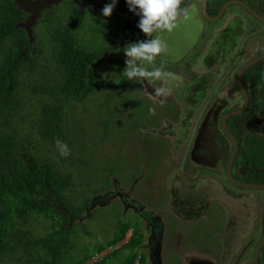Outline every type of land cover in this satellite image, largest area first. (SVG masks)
<instances>
[{
    "label": "rangeland",
    "instance_id": "obj_1",
    "mask_svg": "<svg viewBox=\"0 0 264 264\" xmlns=\"http://www.w3.org/2000/svg\"><path fill=\"white\" fill-rule=\"evenodd\" d=\"M107 3L109 2L93 0L84 4L90 6L81 7L73 2L79 10L74 19L73 31L83 47L90 50L106 46L105 37L102 36L106 35V32H110L109 44L117 42L116 46H123L134 40L135 36L136 39L144 38L137 28L139 17L129 11L125 0L118 1L110 17H102L101 10ZM51 6L53 5L40 9L37 21L31 26L32 33L36 35L34 41H37L35 44L37 47L40 43L43 44V48L50 45L46 35H50L53 26L47 23L46 25L40 20L43 16L45 17L43 12ZM227 11L229 13L226 16L215 22L205 21L197 12L194 16L189 14L188 19L182 15L178 18L177 27L173 31L163 30L160 31L163 34L153 33L151 38L159 37L165 42L166 48L160 55L164 60L173 62L183 56L189 48H193L200 37L209 39L210 36V39L214 41L210 45L209 52H215L217 39L221 38L213 33L222 32L224 36L227 30L229 33L225 41L226 61L235 59L239 49H242L245 51L240 60L244 62L253 53L251 51L256 50V46L251 42L248 48L244 45L247 37L251 41H256L250 37L251 32L245 28L248 19L255 21V18L248 16L246 11L236 5L228 7ZM101 19L107 22L102 25ZM60 22L64 23L65 20L61 18ZM119 26V34L117 32L118 35L114 36L113 33ZM260 26L263 25L260 24ZM260 28L262 35L264 27ZM98 29L104 30L99 32ZM206 31L213 33H206ZM125 35L129 36V40L121 44ZM262 43L264 40L258 41V44ZM112 49L105 51L100 58L101 65L96 89L83 101L69 100L65 106L64 116L70 128V134L80 135L68 146L70 149L68 156L61 155L56 142L43 139L38 131L32 128L31 120L36 119L39 104L46 100V96L33 94L27 87L19 94L26 104L29 101L32 104L30 107H25L23 111H33L21 124L27 132L23 145L27 149L21 156L22 162L35 165L39 160L52 159L59 169L73 171V197L80 201L87 197L91 199L82 217L76 220L71 239H68L70 248L64 251L65 257L62 264L91 254V258L82 261L81 264H111V261L116 262L122 257L125 258L131 250L120 249L112 256L111 261L99 262L100 259H95L97 257L95 248L97 244L107 241L116 234L121 225H129L137 232L141 230V225H147L149 228L151 218L160 215L162 208L169 207L165 211L167 217L171 216L187 223L190 215L187 216L184 211L181 216H177L176 208L181 207L177 203L172 205L169 199L171 191H175L172 187L178 183L176 178L185 182V178L173 169V163H177L180 167L185 159L194 165L210 166L205 173L211 175L205 173L202 175L207 177L201 185L203 189L193 188L204 190V196L199 198H203L213 212L210 222L201 230V235H206L208 239L204 236L196 239L198 233L194 232L191 233L192 242H196L197 245L192 243L188 245L183 242L189 236L184 232L189 231H176L175 235L162 234L165 249H171L177 260L183 261L181 264H192V262L193 264H250L254 248L264 232V191L238 188L224 179L231 145L222 135L219 121L222 111L229 108L238 109L242 105L235 83L230 84L228 81L225 86L231 85L228 97H234V100L229 102L221 86L224 80L223 68L218 67L214 62L211 70L215 74L211 73L210 79L215 89H220V96L215 97V101L207 110L203 103L192 106L193 114L200 110L207 112L200 121H192L193 125L189 128L193 130L194 136L189 143H182L178 140L179 136L173 134L170 129L167 130L173 127L177 131H184L186 128L177 117L171 119L166 116L172 110L168 106L177 107V101L171 91L172 80L165 79L161 83V86L169 89L171 93L161 94L165 97L156 98L154 92L159 88V85H156L158 80L149 81L144 78L127 80L123 74L125 59L123 51L112 53ZM3 55L4 49L0 47V58ZM162 60L158 55L155 63ZM39 63V66L26 75L24 71L21 77L46 83L43 64L50 66L52 62H49V58L41 57ZM239 66L232 64V74L236 73ZM148 67L151 70L152 66ZM50 70L54 71L52 65ZM229 78L232 81L234 79L233 75ZM200 102H202L201 98ZM76 123L78 127L72 130ZM204 129H210V131L207 132ZM213 133L217 134L220 141L217 140L215 145L212 140L210 148H207V144L202 142L203 137ZM210 137L213 139V135ZM61 142L64 143V141ZM86 156L91 164L90 169L85 162ZM169 177L170 180L167 183ZM209 185L212 188H207ZM126 192L128 197L125 196ZM197 207L203 209L204 205L199 207L196 204L193 212ZM34 214L14 219L10 229L14 248L8 254H0V264H42L37 252L40 249L33 246L30 241L46 235L49 229L56 226V222L54 221L53 225V221L48 217ZM223 215L227 217L226 222L223 221ZM213 224H218L221 232L210 230L209 227ZM129 231L131 229L126 232L125 239L115 245L116 247L127 239ZM153 232L154 228H152ZM20 233H23L21 239H17ZM155 234L157 233L153 235ZM205 243L210 245H204ZM138 247L134 249L135 252L143 255V249L141 246ZM162 255L164 264L166 259H169L168 263L177 261L174 256L169 258L167 254ZM146 264H148L147 260Z\"/></svg>",
    "mask_w": 264,
    "mask_h": 264
},
{
    "label": "trees",
    "instance_id": "obj_2",
    "mask_svg": "<svg viewBox=\"0 0 264 264\" xmlns=\"http://www.w3.org/2000/svg\"><path fill=\"white\" fill-rule=\"evenodd\" d=\"M225 1L208 0L209 4L215 5L210 13L215 14ZM243 1L264 16V0ZM73 2L60 0L43 12L45 17L40 21L53 26L50 35H46L50 45L43 48L42 43L37 47V41H30L27 30L20 25L27 19L28 13L14 0H0V47L4 49V55L0 58V254H8L14 248L10 234L14 219L35 213L48 217L53 225L56 222V226L49 229L46 235L30 241L40 249L37 252L42 264H62L64 251L70 248L68 239H71L76 220L82 217L91 199L87 197L80 201L73 197V171L59 169L52 159L39 160L35 165L22 162L21 156L27 149L23 146L27 132L21 124L33 111H23L32 104L30 101L26 104L19 94L27 87L33 94L46 96V100L39 104L36 119L31 120L32 128L45 140L64 141L70 146L80 135L70 134L64 116L65 106L69 100L83 101L96 89L100 58L115 46V43L109 44L110 32L102 35L106 46L88 50L80 44L73 31L74 19L79 12ZM236 6L246 11L244 7ZM61 18L65 20L64 23L60 22ZM260 27H264V23L256 18L255 21L248 19L245 23V28L251 32L250 37L257 41L264 40ZM103 30L98 29L99 32ZM32 36L36 38L33 33ZM260 53H252L246 60ZM40 56L49 58L54 70H50L51 65L43 64L46 83L21 77L24 71L26 75L39 66ZM238 61L237 65L243 63L240 59ZM241 80L250 93L248 109L245 115L230 116L226 120L237 142L234 173L241 181L264 183V60L246 69ZM247 116H253L252 122L240 130L238 122ZM75 127H78L77 123L71 129ZM85 162L90 169L87 156ZM130 228L129 225H121L111 238L97 244L96 253L122 241ZM133 231L127 242L106 253L99 262L111 261L112 256L122 249L131 251L125 258L111 261V264H134L138 257V264H146L143 255H138L134 250L139 248L142 240L135 229ZM22 234L17 235V239H21ZM91 256L84 255L66 264H81ZM261 256L260 263L264 261V248Z\"/></svg>",
    "mask_w": 264,
    "mask_h": 264
},
{
    "label": "flooded vegetation",
    "instance_id": "obj_3",
    "mask_svg": "<svg viewBox=\"0 0 264 264\" xmlns=\"http://www.w3.org/2000/svg\"><path fill=\"white\" fill-rule=\"evenodd\" d=\"M74 1L76 2V5L79 4L81 7L90 6L88 4L84 5L85 3L89 2L88 0H74ZM102 1L108 2L110 0H102ZM201 3H202V0H181L180 9H182V10L186 9L189 12V14H191L193 16L197 12L199 14V16H201L203 19H205V21L209 20V19H206L204 17V14H203L202 9H201ZM209 6H211L210 11L208 10ZM214 6H215L214 4H209L208 0H206V10H207V13L211 17L215 16L217 14V12L219 11L218 10L215 14L210 13V12H212V8L214 9ZM228 11L226 12V10H225L224 13L222 14V16L217 21H219L221 18H223L224 15L226 16L229 13ZM182 15H183V12H181L180 16H182ZM212 22H215V21H212ZM212 30H213V28H212ZM116 31L119 34L120 26L118 27V29ZM161 32L158 31L156 33L163 34ZM207 32H211V31H206V33ZM211 33H213V32H211ZM227 33H229V31H227V30H225L224 36L222 35V32L213 33V34H216L218 37L221 38V39H217L218 42H217V47H215V52L214 51L209 52L210 45L213 44L214 40L212 41L210 39V36H209V39L200 37L196 41V43L194 44L193 48H189V50L180 58L174 60L173 62H168L166 59L164 60L162 55L159 54V56L163 60L155 63L156 66L162 65L163 71L168 73V75L166 77H162L160 80H158V83L156 85H159V87H162L161 83L163 80H165V79L172 80L173 88L171 89V91H172V94L175 96L174 97L175 100L177 101L176 102L177 107L168 106L169 108H172V110L166 116L168 118H171V119L177 117V119H179L181 121L182 126H184L186 128H184V131L182 130L183 132L177 131V130L173 129V127L168 128L167 130L170 129L171 131H173V134H175L176 136H179L180 139H178V140H180V142H182V143L183 142L189 143L190 140H192V138L194 136L193 130L189 128L190 126L193 125L192 121H195V122L200 121L205 116L204 114H206V112H207V111L200 110L199 112L193 114V107L192 106H194V104H202L203 103L205 109L207 110V108H209L210 104L215 101V97L220 96V92H219L220 89H218V90L215 89V85L211 83V79H210L211 73L215 74L214 71L211 70V66L214 64V62L218 67L223 68L224 80L221 83V86H223V88H224V92H225V95L227 97L226 100L229 102L234 100L233 99L234 97H232V98L228 97L230 94L229 89L231 88V85H230V87H225L229 81L230 84H231V82H233V84L235 83V86L237 88V92L240 95L239 101H242L241 107L244 104L243 103V101H244L243 95L237 86L236 73L232 74V64L237 65V63L240 62L238 60L240 59V57H242V55H241L242 49H239V53H237V55L235 56L236 57L235 59L233 58L229 62L226 61L225 56H226L227 50L225 47V41H226ZM118 34L116 33L113 35L117 36ZM208 35H209V33H208ZM135 39H136V36L134 37V40ZM127 40H129V36L125 35L121 41V44L126 42ZM249 42H251L252 45L256 46L255 52H261L260 54L264 53V43L258 44L257 40L251 41V39L249 37H247V42L244 44L246 46V48L250 47V46H248ZM116 45H117V42L115 43V46ZM252 52L255 53L253 50L251 51V53ZM231 75H233V77H234L233 81L229 78V77H231ZM225 81H226V84L224 85ZM241 82H242V80H241ZM246 91L248 92V98L250 101V95H249L250 93L247 89H246ZM169 93H171V92H169ZM154 95L156 98L165 97V95L157 96L156 91L154 92ZM200 98H201L202 102H200ZM184 104H186V105L188 104V105L185 106ZM248 105H249V103H248ZM247 109H248V106L243 113L237 114V115H231V116L245 115ZM229 110H232V109L229 108L227 110L222 111L221 117H222L223 113H225L226 111H229ZM171 114H173V116L169 117ZM221 117H220V121H219L220 130H221L224 138L227 139L231 145V142H230L228 135L224 132L223 128L221 127ZM229 117L230 116L226 117L225 121ZM252 118H253V116H250V117L247 116L246 118L239 121L238 124H240V127H239L240 130H243V126L246 125L247 123H251ZM226 126H227V124H226ZM227 128H228V126H227ZM165 130H166V128H165ZM204 130L207 132L210 131V129H204ZM228 130H229V128H228ZM157 132H156V134H157ZM229 132L233 135V133L230 130H229ZM212 135H213V139L210 137ZM212 135L207 134L205 138L203 137L202 142L204 144H207V148H210L212 140H214L213 143L215 145L217 144V140L220 141V138L217 137L216 133H213ZM231 152H232V145H231ZM230 155H231V153H230ZM227 162H228V159H227ZM233 162H234V160H233ZM173 169H176L177 174L180 173L185 178V182L182 181L180 178H176V181L178 183L175 187H172V189L175 191L174 192L171 191L172 194L170 195L169 199H170V201H172V205L177 203L181 207V208H176L177 216H181L182 213L185 211L187 213V216L190 215V217L188 218L187 223L184 222L183 220H179V219L171 217V216L167 217L165 211L169 207H166V208H164V209L162 208L160 210V215H157V216L151 218L149 228L147 227V225L146 226L141 225V230L139 232H137L135 229L136 235L139 236L142 240L140 246L144 251V254H143L144 258L143 259H144L145 263L147 260L148 264H164L163 263L164 256L162 255L163 253L167 254L169 258L174 256L171 249H165V245H164L165 242L162 238V234L175 235L176 231H180V232L189 231V232H184V233L188 234L189 236L186 237L183 244L189 245L190 243H192V245H197L196 242H192L191 233L192 234L194 232H195V234L198 233V236L196 239L200 238V236H204L205 238H207L206 235H203V234L201 235V233H202L201 230L203 229L205 224L210 222V217L213 216V212L211 210V207L209 208V206L205 204V201L203 198H199V197L204 196V194H205L204 190H202L203 188L201 187V185L204 183V181H205L204 179H206L207 177H202V175H203V173H205L207 170L210 169V166L205 165L204 167H202V166L194 165V164L190 163V161L188 159H185L183 164L180 165V167L177 165V163L174 162L173 163ZM226 169H227V164H226ZM205 174L211 175L210 173H205ZM225 174H226V171L224 172V179L227 182V178H226ZM212 176H214V175H212ZM231 176L234 180L241 181L239 176H237L234 173L233 164L231 166ZM169 180H170V177L168 178L167 183L169 182ZM241 182H245V181H241ZM248 183H252V182H248ZM254 183H256V182H254ZM182 185H185L186 187H183ZM194 187H201L202 189L199 188L197 190H194L193 189ZM207 188H212V187H210V185H209ZM175 192H177V193H175ZM125 196L128 197V192H126ZM197 198H199V199H197ZM196 204H198L199 207L201 205H204L203 209L197 207L195 209V212H193ZM158 211H159V209L157 210V212ZM223 217H224L223 221L226 222L227 217H225L224 215H223ZM256 227H258V224H256ZM152 228H154L153 233H152ZM209 228H210V230L221 232L219 230L218 224H213ZM130 229H131V235H132V233L134 232L133 231L134 228L131 227ZM222 232H224V231H222ZM154 233H157L159 235H157V234L153 235ZM263 235H264V232L259 237L258 243L256 244V246L254 248V252L252 254V259H251L250 264H253V256L255 253V249L259 245V242L262 239ZM182 239H184L183 236H182ZM167 242L168 241H166V243ZM204 245H210V243H205ZM175 246H177V244H175ZM263 248H264V243L262 244V246L260 248L257 264L260 263L259 259L262 258L261 250ZM140 258H142V257H140ZM178 259H179V257H178ZM168 260L169 259L165 260V264H178V263L181 264L183 262V261L180 262L181 260L180 259L177 260V258H176V260L178 262L176 261L175 263H168ZM192 264H193V262H192ZM260 264H264V261L261 262Z\"/></svg>",
    "mask_w": 264,
    "mask_h": 264
},
{
    "label": "clouds",
    "instance_id": "obj_4",
    "mask_svg": "<svg viewBox=\"0 0 264 264\" xmlns=\"http://www.w3.org/2000/svg\"><path fill=\"white\" fill-rule=\"evenodd\" d=\"M117 3L118 0H111L110 3L105 4L101 10V16L110 17ZM125 3L129 11L139 17L137 28L143 34L144 38L129 41L123 46H113L112 53H120L123 51L125 57L123 67L124 76L129 81L137 78L155 81L166 77L168 73L163 71V66H156L155 64L157 56L165 50L166 44L159 37H151L153 33L158 31H173L177 27L178 17L181 12H183L185 19L189 18V12L186 9H180L181 0H125ZM106 22V20H100L102 25ZM149 65L152 66L151 70H149ZM155 91L156 95L159 96L161 94H168L170 90L166 87H159ZM56 144L61 155L68 156L70 154V149L66 143L57 140ZM127 234L128 237L123 243L128 241L131 236V231ZM138 260L139 257L134 264H138Z\"/></svg>",
    "mask_w": 264,
    "mask_h": 264
},
{
    "label": "water",
    "instance_id": "obj_5",
    "mask_svg": "<svg viewBox=\"0 0 264 264\" xmlns=\"http://www.w3.org/2000/svg\"><path fill=\"white\" fill-rule=\"evenodd\" d=\"M15 1V0H14ZM60 0H35V1H31V0H16L15 3L17 5H19L20 8L24 9L27 13H28V17L27 19L22 22L20 25L23 26L26 30H27V34L29 36L30 41H33L34 38L32 36V28L31 26L33 24H35V22L37 21L36 18L38 17V11L42 8H44V6L49 7L50 5L59 2ZM89 2H93V0H88ZM111 1V0H110ZM110 1H108L110 3ZM33 5V7L31 6ZM232 5H240L242 7H244L246 9V11L253 16L254 18L258 19L259 21L264 23V16L260 15L258 12H256L255 10H253L250 5L248 3H246L243 0H227L225 1L221 7L219 8V11L217 12V14L215 16H210L207 13L206 10V0H202L201 3V9L202 12L204 14V17L206 19H209L210 21H217L222 14L224 13V11L226 10V8H228L229 6ZM38 8V9H37ZM31 20V21H30ZM264 60V53L256 55L254 57H251L250 59L244 61L237 69L236 71V81H237V86L239 88V90L241 91L244 101H243V106L241 108L238 109H232L229 111H226L225 113H223L222 117H221V127L223 128L224 132L228 135L231 145H232V152L231 155L228 158V162H227V169H226V178L227 181L236 186V187H241V188H249V189H260L264 191V183H248V182H241V181H236L232 178L231 176V166L233 164V160L234 157L236 155L237 152V143L234 139V136L229 132L227 126H226V117L231 116V115H237V114H241L245 111V109L248 106L249 103V98H248V92L246 91V89L244 88L242 82H241V76L243 74V72L248 69L250 66L254 65L255 63ZM264 243V235L262 237V239L259 242V245L257 246V248L255 249V253L253 256V264H257V260H258V256H259V252H260V248L262 246V244Z\"/></svg>",
    "mask_w": 264,
    "mask_h": 264
},
{
    "label": "built area",
    "instance_id": "obj_6",
    "mask_svg": "<svg viewBox=\"0 0 264 264\" xmlns=\"http://www.w3.org/2000/svg\"><path fill=\"white\" fill-rule=\"evenodd\" d=\"M115 248H117V247L114 246V247H110V248L105 249L103 252L98 253V254H97V257H96L95 259H101L106 253L112 251V250L115 249Z\"/></svg>",
    "mask_w": 264,
    "mask_h": 264
}]
</instances>
